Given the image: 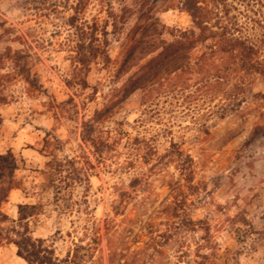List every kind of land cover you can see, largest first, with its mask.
Returning <instances> with one entry per match:
<instances>
[{
	"label": "rangeland",
	"instance_id": "1",
	"mask_svg": "<svg viewBox=\"0 0 264 264\" xmlns=\"http://www.w3.org/2000/svg\"><path fill=\"white\" fill-rule=\"evenodd\" d=\"M76 1L0 0V52L8 46L26 47L18 39L24 36L31 46V78L38 87L30 88L14 74L10 62L0 68V89L9 97L0 105V154L12 149L25 159V166L16 171L23 189L11 191L4 210L17 217L18 203L43 201L44 212L31 223L34 236L53 237L60 257L73 249L74 241L82 245L75 264H109L107 222L111 232L129 241L131 249L143 246L145 222L151 211L172 199L168 180L173 174L177 180L179 172L172 165L150 172L135 155L132 141L126 138L101 166L91 148L83 144L82 121L101 108L112 89L127 77L118 82L114 79L124 54L125 33L110 36L108 66L91 65L87 77L90 87L83 92L71 89L65 82L71 66L68 57L72 32L66 19L73 13ZM104 4V0H89L83 16L88 20L104 18ZM252 10L254 13H248L261 19L262 26L249 22V28L264 47V0L254 4ZM159 15L170 27L193 26L189 14L177 8ZM199 50L194 51V56ZM248 82L253 92H264V81L258 74L250 76ZM94 87L97 93L91 96ZM143 95L141 89L134 91L114 108L104 126L116 127L120 122L132 136L152 137L159 153L165 152L171 140L179 141L196 163L198 189L189 196L187 210L194 219L209 222L211 238L217 243L212 259L216 264H264V101L247 96L241 105L220 116L209 114L220 100L217 95L211 101L199 100L196 108L194 104L177 102L172 110L166 109L169 98L146 102ZM139 119L143 122H137ZM47 131L63 142L57 151L59 156L78 153L83 146L97 164L91 170L89 187L77 185L68 196L72 197L73 210L59 209L52 202V192L41 189V169L50 157L38 150L43 147ZM129 157L137 160L136 168L124 167ZM136 177L140 181L133 187ZM124 199L127 203L121 206ZM202 233H180L161 245L162 252H155L154 258L149 256L147 263L194 264V259H200L196 251L197 244L203 242ZM16 250L13 244L1 245L0 264H27Z\"/></svg>",
	"mask_w": 264,
	"mask_h": 264
},
{
	"label": "trees",
	"instance_id": "2",
	"mask_svg": "<svg viewBox=\"0 0 264 264\" xmlns=\"http://www.w3.org/2000/svg\"><path fill=\"white\" fill-rule=\"evenodd\" d=\"M88 1L77 0L72 6L73 13L66 19L72 31L68 57L71 66L65 77L66 84L76 92L86 91L90 87L87 77L91 65L108 66L111 63L110 36L122 33H125L124 54L114 71V79L118 82L127 77L112 89L101 108H96L91 117L82 121L83 144L91 148L101 166L126 138L132 141L135 155L150 172L170 165L179 172L177 180L174 174L168 180L172 199L151 211L145 222L147 233L143 246L131 249L129 241L111 232L107 222L109 264H148L149 256L154 258L155 252H162L161 245L168 244L180 233L199 230L203 231V242L197 244L200 259H194V264H216L212 256L216 253L217 243L211 238L209 222L194 219L187 210L189 196L198 189L195 158L182 149L179 141L171 140L165 152L159 153L154 138L132 136L120 122L116 127H107L104 123L114 108L138 89L144 91L146 102L169 98L167 110H172L177 102L194 104L196 108L199 100L211 101L217 95L220 100L209 114L215 112L220 116L241 105L247 96L264 101V92H253L248 82L254 74L264 81V47L249 28V22L261 26L262 22L248 13H254L252 9L259 0H104L105 17L92 20L83 16ZM176 8L189 14L193 22L191 28L170 27L162 21L160 12ZM18 39L22 40L20 43H26V47L13 49L8 46L0 52V68L6 61L10 62L14 74L21 76L30 88L37 89V83L31 78L32 56L28 49L31 46L24 36ZM198 48L200 50L194 56ZM96 93L94 87L91 96ZM8 98L0 89V105L7 103ZM2 121L0 112V125ZM137 122H143V119ZM62 143L57 135L46 132L43 147L38 150L50 157L41 169L44 177L41 189L52 192V202L59 209L73 210L72 197L68 196L77 185L89 187L91 170L97 164L83 146L78 153L59 156L57 151ZM136 161L129 157L124 167L136 168ZM24 166L23 156L12 149L0 154V246L15 245L17 255L27 264H75L82 245L74 241L73 249L60 257L53 237L51 240L33 235L31 223L44 212L43 201L18 203L17 217H11L4 210L11 191L23 189V181L16 171ZM139 181L136 177L131 185L136 187ZM125 202L124 199L121 206ZM147 207L145 203L144 210ZM201 248L211 249L201 253Z\"/></svg>",
	"mask_w": 264,
	"mask_h": 264
}]
</instances>
